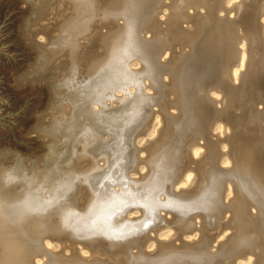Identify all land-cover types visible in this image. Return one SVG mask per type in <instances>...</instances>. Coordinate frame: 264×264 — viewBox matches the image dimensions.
Instances as JSON below:
<instances>
[{
  "label": "bare ground",
  "instance_id": "1",
  "mask_svg": "<svg viewBox=\"0 0 264 264\" xmlns=\"http://www.w3.org/2000/svg\"><path fill=\"white\" fill-rule=\"evenodd\" d=\"M71 1L51 3L61 19L42 29L55 53L76 62L102 27L100 44L119 53L89 66L77 109L60 91L72 112L51 124L62 143L39 175L5 170L8 198L54 207L66 193L76 208L31 237L0 230V264H264V0ZM87 4L83 42L60 43ZM79 166L87 178L72 175ZM88 216L116 224L115 242L92 235Z\"/></svg>",
  "mask_w": 264,
  "mask_h": 264
},
{
  "label": "rangeland",
  "instance_id": "2",
  "mask_svg": "<svg viewBox=\"0 0 264 264\" xmlns=\"http://www.w3.org/2000/svg\"><path fill=\"white\" fill-rule=\"evenodd\" d=\"M57 1L0 0V193L4 195L0 196V230L14 229L19 234L27 232L30 237L40 228L47 227L48 229L51 227L53 220H59L54 218L57 217V214L61 213L60 216L66 215L69 213L72 206L75 209L76 207L74 206L76 204L69 206L73 200H71L70 203L66 201L67 199L69 201V198H74V196H70L71 194L66 195L65 193V195H63L64 197L61 198L65 202H60V205L54 207L42 208L25 192H20L17 195H13L12 198H8L7 193L2 191V187L5 186L4 182L13 172H5V170L12 169L16 166L20 168L23 174L26 172L25 174L29 178L39 175L37 172L39 171L38 169L40 168L41 170L44 166L55 144L59 145L62 143L61 140L56 142L57 139L54 136L51 137L52 134L49 132L52 126L51 124L54 123L56 117H60L61 113H59L58 116V112L63 111L64 114L68 115L72 112V107L69 106L67 102L60 99L62 95L60 91H62V89L64 92L67 89L74 91L76 102L73 103V107L77 109L80 102L84 99L85 90L83 89V85L86 83L87 79L92 76H90V74H93V72L94 74L95 72L98 73L104 68V61L107 60L106 57H109L111 62L119 53L117 49L119 48V44L117 42L118 45L115 42L112 44L110 43V53L104 49L103 44H100V33L106 32V28L104 27H102V29L100 28L101 30H94L90 33L91 36L89 35V39L92 38V35L96 36L95 38L97 39H93L92 42L96 45L89 46L90 48H87L88 51L85 53L83 52L85 48L82 51L78 49L79 52H77L75 57L76 62L70 58L67 49H62L55 53V49L50 43L52 37H47V34L43 33L42 29H44L46 25L49 26L50 23L61 19L56 16L57 19L54 20L52 17L54 16V10L50 9L53 5L55 6V4L51 3H58ZM71 2H69L68 5L71 4L72 6L70 7H73L74 0ZM48 3L49 8L47 7ZM40 7L42 9L47 7L46 13L48 14L50 10V15H43L44 17H41ZM87 9H91L88 4L78 7L76 19L72 23L71 29L66 31V37H63L60 43H69L73 41V39L74 41L72 44L76 40L78 41V39L79 42H83V38H81L79 34L83 29H86L88 26L87 24H89L88 22H90V18L92 19L91 16H93L92 10L89 11ZM63 10H61L62 14L72 12L69 6H66V12ZM83 20H86V24L85 21L81 24ZM118 23H122V20H118ZM51 29H54L52 30L54 36L61 34V29H59V27L53 26ZM97 45L100 50L96 47ZM116 46L117 48L115 49ZM91 48L97 51H92ZM63 52L65 53L63 54ZM106 52L110 55L107 56L108 53ZM96 60L99 61L96 62ZM110 62L106 61V64ZM88 63L92 64L93 67L95 65V68H99L95 70V68H92ZM70 64L74 66L71 76L67 75ZM130 65L129 63V66ZM89 66L92 72L89 71ZM79 67H81V69H79ZM107 67L110 68V65L105 68ZM86 68H88V70L84 72ZM79 71H81L80 75ZM115 71H118L115 67L108 70L111 76H113ZM88 72L89 77H87ZM66 75L67 77L65 78ZM145 91H147V89H145ZM113 94H121V92L114 91ZM106 102L108 103L109 100ZM92 107L94 108L93 105ZM258 107H262V105H258ZM101 163L102 161H99V164ZM81 168L79 166L77 172H72L73 176H76L74 174L78 172L80 173L79 175L77 174V180L84 176L86 178L88 177L84 172L85 167ZM83 184V181L79 183V185ZM114 188L116 189L117 186ZM78 198L81 200L79 205L82 204L84 207L85 202H82V195L79 194ZM161 213L163 215L165 214L163 211H161ZM169 215L171 216L170 213L166 214L168 217ZM84 221L85 225L89 227L88 230L92 235L100 237L103 242L107 244L115 242L114 238H117L115 235V230H117L116 224L114 225L113 223V227L112 224L106 226L105 220L101 219L95 221L89 216L86 217ZM40 224H42V226ZM97 230L103 232H98ZM66 233H63V236L66 235ZM155 235L156 234L152 233V236ZM156 237H159V240L163 238L158 235H156ZM32 243H34V241L30 242V244ZM175 243H179V241L175 240ZM68 253L69 251H67V254Z\"/></svg>",
  "mask_w": 264,
  "mask_h": 264
}]
</instances>
